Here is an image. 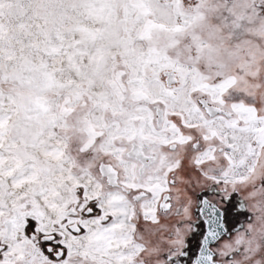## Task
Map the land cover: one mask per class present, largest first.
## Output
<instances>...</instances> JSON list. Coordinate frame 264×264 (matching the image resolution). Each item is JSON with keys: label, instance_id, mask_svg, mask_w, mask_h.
Returning <instances> with one entry per match:
<instances>
[{"label": "snow or ice", "instance_id": "6c2138e0", "mask_svg": "<svg viewBox=\"0 0 264 264\" xmlns=\"http://www.w3.org/2000/svg\"><path fill=\"white\" fill-rule=\"evenodd\" d=\"M0 264H264V0H0Z\"/></svg>", "mask_w": 264, "mask_h": 264}]
</instances>
